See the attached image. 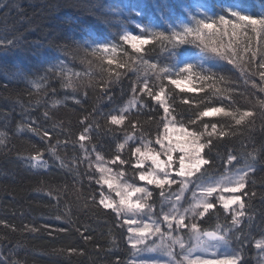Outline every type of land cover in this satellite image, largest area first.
Masks as SVG:
<instances>
[{
  "label": "trees",
  "instance_id": "trees-1",
  "mask_svg": "<svg viewBox=\"0 0 264 264\" xmlns=\"http://www.w3.org/2000/svg\"><path fill=\"white\" fill-rule=\"evenodd\" d=\"M197 3L204 5V14L211 17L236 4L253 16L264 14V0H0V262L114 264L120 260L131 264L135 252L128 239L129 225L122 215L100 204L105 187L97 164L124 171L126 179L140 184V169L133 167L136 157L132 152L136 147L144 148L143 144L158 151L155 139L173 117L177 127L182 120L189 130L204 131V123H217V132L223 128L226 133L223 138L214 136L211 152L206 148L202 153L211 163L200 168L195 182L210 181L244 167L246 154L255 155L253 148L264 146V119L259 115L264 112L260 105L264 101L260 72L264 69L259 67L264 60V39L248 32L249 43L243 31L236 35L229 31L222 39L213 37L212 46L221 51L228 47L231 63L202 53L197 44L180 45L174 49L178 55L172 56L169 51H160L150 34L142 36L150 43L137 46L140 52L121 39L128 33L141 35V29L169 34L171 25L179 31L180 25L192 24L188 13L196 12ZM104 44L109 49L115 46V51L104 52ZM98 45L100 50L94 52ZM189 57L193 84L177 87L171 80L189 75L179 71ZM142 60L155 64L156 69H141ZM160 68L169 69V73L160 72ZM190 87L197 90L190 91ZM149 91L163 92L170 115ZM208 107L252 111L254 118L246 117L241 125L223 115L199 118V112ZM121 110L125 120L120 125H112L101 115ZM90 124L91 130L80 141ZM33 127L41 133L47 129L51 139L42 140L28 131ZM126 137L131 139L126 141ZM202 140H207V133ZM119 144L124 148H118ZM50 146L56 148L55 156L50 154ZM230 151L237 156L232 164L226 162ZM39 153L42 159L31 161L36 165L32 167L27 158ZM97 154L102 161L96 160ZM117 155L128 163H111ZM258 159L244 190L249 196L243 197L250 205L247 214L253 216L252 226H247L246 218L237 226L248 239L242 244L233 241L231 246L243 248L245 264H257L256 242L264 240V153ZM44 161L47 168L40 166ZM150 188L153 203L160 210L164 199L161 189L155 185ZM163 192H167L165 186ZM192 223L211 231L217 224L230 225L231 219L220 205L204 217L188 214L186 226L176 227L172 238L189 244ZM32 227L37 231L27 230ZM89 236L92 239L86 240ZM170 242L180 262L183 252L177 243Z\"/></svg>",
  "mask_w": 264,
  "mask_h": 264
},
{
  "label": "snow or ice",
  "instance_id": "snow-or-ice-1",
  "mask_svg": "<svg viewBox=\"0 0 264 264\" xmlns=\"http://www.w3.org/2000/svg\"><path fill=\"white\" fill-rule=\"evenodd\" d=\"M160 6L166 7L164 4ZM195 9V13H193L191 10H189L188 13L192 24L180 25L179 31L170 25L169 27L171 28V32L169 34H166L164 31L154 30L145 32L143 29H141V35H132L128 33L123 35L121 39L125 43L131 44L135 51L140 52L141 48L137 47V45L149 44L150 41L148 39H143L142 36L145 34H150L152 38L159 43L160 51H169L172 56L178 55L174 49H177L180 45L197 44V47L200 48L202 53L215 54L220 56L222 59H228L229 63H231L232 60L230 58L228 47L221 51L220 48L212 46L211 40L213 37L218 36L220 39H222L223 36L229 34V31H231L233 35H236L238 31H243L245 33V38L248 39L249 43L251 42V37L247 35L248 32H251L255 36L264 39V14L253 16L242 11L238 4L223 9V14H219L216 17H211L204 14V5L202 4L197 3L195 5ZM217 26H219V30H217ZM8 43L11 44L13 41L9 40ZM100 48L101 46L98 45L97 49H94L93 51L95 52L100 50ZM102 49L104 52L115 51V46L109 49V46L104 44ZM151 51H155V48H153ZM255 55V52H253V59L255 58ZM188 59L192 58L189 57L185 59L184 66L179 71L180 73H189V75L184 76L183 79L171 80V83L177 87H181L182 84H187L189 86L193 84L190 75L193 69V64L187 62ZM109 63H112V61L110 60ZM156 67L157 66L155 64H149L147 60L141 61V69L147 68L152 70L156 69ZM259 67L264 69V60H262ZM159 71L166 74L169 73V69L167 68H160ZM260 77L261 80H264V71L260 72ZM44 79H46V77ZM221 79H223V77H221ZM161 87L163 86L161 85ZM106 90L107 88H105V91ZM189 90L196 91L197 89L190 87ZM260 91L264 92V88H261ZM148 95L154 100L159 101L163 107L164 113L166 115H170L169 107L162 99L163 92L160 94H153L151 91H149ZM108 99L111 100L112 97L109 96ZM75 102L79 104L80 100H76ZM260 105L264 107V101H260ZM123 111L124 110H121L120 112L115 113L110 111L108 114L101 113V115L110 120L112 125H120L125 120ZM216 115L230 117L235 121L236 125H241L244 123L246 117L254 118V113L252 111L241 112L239 109L229 111L226 110L225 107H208L206 110L200 111L198 117L204 118ZM259 115L262 119H264V112H261ZM45 116H47V112L45 113ZM88 119V117H85V120ZM174 121L175 117H173L172 120L165 122L163 125V133L158 134L155 139V143L160 145L162 152L148 149V144H143V147L146 150L142 151L141 147H136L132 152L133 157H138L136 159V163L133 165V167L137 170L144 168L145 160L151 161V165L147 170H139L137 172L138 179L139 181L146 182L147 185H155L157 188L161 189L159 194L162 197L165 195L163 192L164 186H171L172 184L176 183V180L172 178V171H175V176L178 177L191 176L193 175L194 171H200V166L211 163V160L205 159L202 153L206 148L209 152H211L212 147L214 146L213 137L216 136L218 138H223L226 135L223 128H220V130L217 132V123H204V131H199L189 130L184 126L182 120L178 122L179 127H177ZM189 122L192 124L196 123L195 120H190ZM81 123H83V121ZM248 123L251 124L252 120H249ZM97 127H99V125H97ZM209 128H211V131H208ZM90 130L91 124L84 128L83 133L79 137L80 141L85 140L86 134ZM28 131L40 136L42 140L51 139L47 129L43 130L42 133L38 127L30 128ZM205 133H207L206 141L202 140V137L205 136ZM234 134L235 133H233V135ZM173 136L176 137L175 141L173 140ZM127 139H131V137H126V141ZM165 141H167V144L164 143ZM60 143V140L57 139L56 144L59 145ZM148 143H151V141H148ZM124 146V144H119L118 148L122 149ZM80 148L87 151L84 144H80ZM93 151H95V148H93ZM49 152L51 155L55 156L56 148L54 146H50ZM177 152L180 154L177 161L178 169H174V158L172 154ZM253 152L255 155L253 153L246 154L244 167L236 168L234 173L231 176H226L223 182L217 181L215 183H207V181H202L199 185L202 187L201 198L197 199L196 203L191 208L185 209L184 214H179V210L173 207L172 211L177 213L179 216L177 228H180L181 226H186L185 216L188 212H190L193 217H204L210 212V210H213L216 207V203L209 198L215 193H220L215 199L218 201L223 211L230 215L231 219L230 225L222 227L220 224H217L215 229L211 231L198 229L196 223H192L190 225V242L187 248L179 238H172L169 236V239L172 240V243H178L183 252V260H181L179 264H245V261L241 258L243 248L241 247L240 249H233L231 246L233 241L242 244L244 240L248 239L247 236L243 235V229L237 227L238 225H241L245 218L247 219V226L249 228L252 226L253 216L247 214L250 205L246 203L245 199L243 198L248 197L249 193L244 190L246 185L249 183L250 174L256 170V164L259 162L258 158L260 157L261 153H264V146H262L259 150L255 149L254 147ZM162 153L167 157L166 160H161L160 157ZM42 155V153H39L35 156L28 157L27 160L31 165V161H41ZM96 160L102 161L103 157L100 154H97ZM117 161L120 164L128 163V161L121 159L119 155H117L115 159L111 161V163L115 164ZM234 161H237V156L232 154L230 151L227 155L226 162L228 164H232ZM31 166L36 167V165ZM40 166L43 168L48 167L46 161L42 162ZM63 166L64 164L61 161V167ZM97 169L102 174L111 171V169L105 168L102 163L97 164ZM159 173H162V175ZM122 174L123 173H121V175ZM89 179H91V177H89ZM101 180L104 184H107L110 189L113 188L112 178L102 175ZM96 182L100 183L101 181L97 180ZM205 183H207V186H203ZM251 183L254 184L255 181L253 180ZM180 184L181 191H183L187 185L183 180L180 181ZM117 189V195L120 197L118 204L112 201L110 197H105L103 192L100 193V204H102L105 208L112 209L117 213V215L122 212H132L145 207V204L141 203L139 200L136 202L132 201L133 194L142 193L145 199L152 196V192L146 187H136L132 185H125L121 187L119 184H117ZM223 193H229L230 195L225 196ZM251 195L255 196V193H252ZM177 199H179V197H177ZM262 199H264V197H262ZM234 205L236 206L235 208L233 207ZM148 207L151 208L152 206L148 205ZM56 219H60V217L57 216ZM163 219L164 221H169V214H165ZM124 223L129 225L127 231L129 233L135 234L129 236L128 239L132 241L131 247L132 249L136 250V255L145 252L151 253L160 251L170 257L167 264H175L174 257L178 254L171 250L170 245H157L155 241H153L151 245L145 243L147 235H154L161 232L157 221H153V227H150L147 223H144L142 227H131V225L137 223V221L134 219H126L124 220ZM5 226L9 227L7 224H5ZM168 228L169 230L172 229L171 223H168ZM233 229H235V231H233ZM13 230H15L14 226ZM27 230L31 232L37 231L35 227L27 228ZM59 231H64V229H59ZM85 239L91 240L92 238L89 236L85 237ZM191 240H194L195 243H191ZM112 243L115 244L114 239ZM138 245L140 247H138ZM256 247L264 252V241H257ZM71 251L73 253L77 252L76 249H72ZM193 253H196L194 258L192 255ZM209 253L210 255H206ZM80 254L82 255L83 253ZM0 264H3V262H0ZM114 264H124V262L116 260ZM137 264H161V262L153 258H143L140 259Z\"/></svg>",
  "mask_w": 264,
  "mask_h": 264
},
{
  "label": "rangeland",
  "instance_id": "rangeland-1",
  "mask_svg": "<svg viewBox=\"0 0 264 264\" xmlns=\"http://www.w3.org/2000/svg\"><path fill=\"white\" fill-rule=\"evenodd\" d=\"M143 39H146V38H143ZM137 46L141 47L142 45L138 44ZM175 139H176V137L173 136L174 141H175ZM164 143L167 144V141H165ZM141 149H142V151L146 150L145 148H141ZM158 152H162L161 148L158 150ZM172 155L174 158L173 168L178 169L177 161H178V157L180 154L177 152V153H173ZM137 158L138 157H136V159ZM160 158H161V160L167 159V157L165 155H163V153L161 154ZM150 165H151V161L145 160L144 168L140 169V170H147ZM202 166H200V168ZM105 168H107V167H105ZM108 168L111 169V171L107 172V173H103V174L100 172V176L103 175V176L112 178L113 179V188L110 189L107 184H104L103 187H105V188H104L103 194L105 197H110L111 200L114 201L116 204L119 203V199H120V197L117 195V191H118L117 184H119L121 187H123L125 185H132V186H136V187H146L149 191L152 192V189L150 188L151 185H147L146 182L140 181V184L136 185L132 181L125 178L124 171H116L114 168H110V167H108ZM121 173H123V174L121 175ZM196 173L197 172L194 171L193 175H191V176L178 177V176H175V171H172L171 175H172V178H174L176 180V183L172 184L171 186H167V185L165 186L166 191H167L165 194H167V195L163 196L164 197L163 204H162L160 210L156 209V206L153 203V199H152V198H154L153 196H150L147 199H145V197L142 193L133 194L132 201L136 202L137 200H139L141 203L145 204V207L143 209L134 210L132 212H122V213H120V215H122L125 220L126 219H134L137 221V223L131 225V227H142L144 223H147V224H149L150 227H153V221H157L158 226L161 229L160 233H156L154 235L153 234L147 235V239L145 241L146 244L151 245L152 242L155 241V243L157 245H161V244H163L164 246L170 245L171 250H172V244L170 242L171 239H169V236L172 237L173 232H175L174 229L177 227V223H178V219H179L178 214L174 213L172 211L173 207H175L179 210V214H184L185 209L191 208L196 203L197 199L201 198L202 187L199 186L201 182L199 183V182L194 181V176ZM233 173H234V171L228 172L222 176H219L215 179L207 181V183H215L217 181L223 182V180L225 179L226 176H231ZM159 174L162 175V173H159ZM181 180H183L187 185V187H185L183 189V191H181V184H180ZM194 182H195V184L193 186L192 184ZM207 183H205L203 186H207ZM173 188H176L175 191H171ZM189 192H190V194H189ZM219 194L220 193H215V194H213L212 197L209 198V199H212L216 203V205H220L218 203V201H216V199H215L216 196ZM223 194L225 196L230 195L229 193H223ZM177 197H179V199H177ZM148 205H151L152 207L149 208ZM233 207L235 208L236 206L234 205ZM165 214H169V221H164L163 217ZM188 214L192 215L190 212H188L186 215H188ZM173 217H175V218H173ZM168 223L172 224L171 230H169V228H168ZM130 234H131L130 236L135 235L133 233H130ZM262 241H264V240H262ZM183 243H184V245L188 246L187 242L184 241ZM191 243L194 244L195 241L191 240ZM130 244L132 245V241H130ZM138 247H140V246L138 245ZM179 248H180V245H179ZM134 252H136L135 249H134ZM257 252H258L257 264H264V252H262L258 248H257ZM192 255L194 258L196 253H193ZM206 255H210V253L206 254ZM143 258L157 259L161 262V264H167V262L170 259V257H168L167 255L163 254L160 251L151 252V253L145 252V253H141L139 255L135 254L131 264H137V262ZM174 261H175V264H179V260L177 259L176 256L174 257Z\"/></svg>",
  "mask_w": 264,
  "mask_h": 264
}]
</instances>
